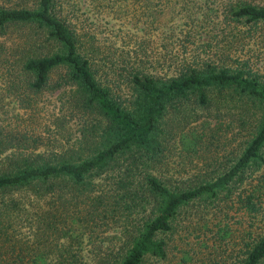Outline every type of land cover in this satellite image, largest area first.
<instances>
[{"label": "trees", "instance_id": "trees-1", "mask_svg": "<svg viewBox=\"0 0 264 264\" xmlns=\"http://www.w3.org/2000/svg\"><path fill=\"white\" fill-rule=\"evenodd\" d=\"M185 1L0 0V264H264V0Z\"/></svg>", "mask_w": 264, "mask_h": 264}, {"label": "rangeland", "instance_id": "rangeland-1", "mask_svg": "<svg viewBox=\"0 0 264 264\" xmlns=\"http://www.w3.org/2000/svg\"><path fill=\"white\" fill-rule=\"evenodd\" d=\"M65 3H71L73 6H77L74 1H77L80 5L82 3V7L78 6L77 10L75 11V14L78 15V17H86L88 16L89 20L92 22V24L88 22L83 21L82 23L86 25L88 23L89 27H93L94 31L96 30V37L101 38V42L107 43L106 45H111L113 49L119 48V42L120 38L125 35L123 31L126 32V29L130 28V23H124L121 22L123 19L124 14L122 13H116L111 10L96 11L94 9H91L92 6L88 4V0H60ZM71 1V2H67ZM196 3L197 6H199L201 9L205 8V2L206 0H192ZM190 1L180 2L175 5V8L180 10V7H183L180 11L182 13L185 11L184 7H189L188 3ZM69 4V5H71ZM86 12H85V11ZM97 13H95V12ZM126 13V11H125ZM180 14H177V16L174 18V22L172 23V26L176 25L177 23L182 22ZM120 16V18H117ZM126 21V20H125ZM123 24L122 26H119L120 24ZM169 26V24L167 25ZM120 28V30H118ZM97 30L100 32L98 33ZM128 31V30H127ZM142 36L150 37L149 34L144 33L140 34ZM153 37V36H152ZM11 80L7 78V74L4 72V68L0 67V126L3 129H9V128H15L14 131H17L14 133V135H17L22 132V130H25L28 128L27 125V117L30 116L32 113L31 110L26 107L27 104L25 102L16 96V92L11 88ZM57 91L54 92H42L39 95V98H37V107L40 108L39 114L45 115L46 118L42 119L41 116L39 118V121H41L43 124L48 125L51 128L49 129V136L55 137L56 139L59 138V135L56 133L57 127L54 125H51L49 119L50 116L47 113H56L57 111V104L58 100L57 98ZM77 127V125L75 126ZM5 133V131H1ZM46 132H43V135L45 136ZM71 136H73L71 134ZM8 152V151H7ZM6 152V153H7Z\"/></svg>", "mask_w": 264, "mask_h": 264}]
</instances>
